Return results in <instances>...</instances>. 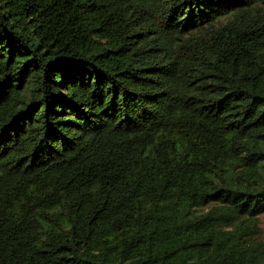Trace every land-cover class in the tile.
<instances>
[{
    "label": "trees",
    "instance_id": "16d2710c",
    "mask_svg": "<svg viewBox=\"0 0 264 264\" xmlns=\"http://www.w3.org/2000/svg\"><path fill=\"white\" fill-rule=\"evenodd\" d=\"M262 214L264 0H0V264H264Z\"/></svg>",
    "mask_w": 264,
    "mask_h": 264
},
{
    "label": "rangeland",
    "instance_id": "374dc122",
    "mask_svg": "<svg viewBox=\"0 0 264 264\" xmlns=\"http://www.w3.org/2000/svg\"><path fill=\"white\" fill-rule=\"evenodd\" d=\"M209 207L210 206H206L205 208H202V210L201 209L200 210L206 211ZM257 220H258V224H259L260 228L263 229V232L260 234L259 237H263V239H264V214L258 216ZM229 228H232V227H229Z\"/></svg>",
    "mask_w": 264,
    "mask_h": 264
}]
</instances>
